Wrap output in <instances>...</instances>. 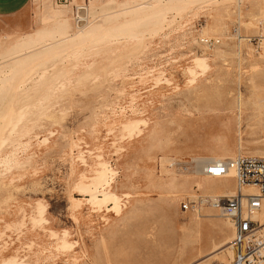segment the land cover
<instances>
[{
  "label": "rangeland",
  "instance_id": "obj_1",
  "mask_svg": "<svg viewBox=\"0 0 264 264\" xmlns=\"http://www.w3.org/2000/svg\"><path fill=\"white\" fill-rule=\"evenodd\" d=\"M146 1L95 0L96 34L51 48L72 4L0 16V264H197L232 239L206 200L234 173L196 164L264 156V0Z\"/></svg>",
  "mask_w": 264,
  "mask_h": 264
},
{
  "label": "built area",
  "instance_id": "obj_2",
  "mask_svg": "<svg viewBox=\"0 0 264 264\" xmlns=\"http://www.w3.org/2000/svg\"><path fill=\"white\" fill-rule=\"evenodd\" d=\"M71 4L73 0H57ZM78 1V0H77ZM84 0L74 5L75 17L82 25L90 20L87 15L90 2ZM207 45L214 44L212 39H202ZM256 51L264 48V33L250 38ZM224 163V171H215L214 163L205 169V172L214 179L225 178L228 172L234 171V178L237 186V193L233 196L223 197L220 202H216L222 208L228 220L234 225V237L231 241L233 257L228 264H264V224L255 218L263 205L264 200V156L241 154L231 160L217 161ZM257 186L258 195H250L244 198L242 189L246 186ZM200 204L187 199L182 202V209L185 211H195L201 207ZM213 264H227L217 260Z\"/></svg>",
  "mask_w": 264,
  "mask_h": 264
},
{
  "label": "bare ground",
  "instance_id": "obj_3",
  "mask_svg": "<svg viewBox=\"0 0 264 264\" xmlns=\"http://www.w3.org/2000/svg\"><path fill=\"white\" fill-rule=\"evenodd\" d=\"M93 1H95V0H93ZM93 1H91L90 2V7L88 8V12H87V15L90 17V20L87 22V23H85V24H81V23H79L78 21H77V19H76V17H75V14H76V12H75V8L73 7V9H72V15H73V19H74V21L76 22V25L80 28L79 30H78V32L77 33H75V34H73V35H68V36H64V37H60V38H58V39H55V40H53V42L52 43H50V44H48V45H46V48H51V47H54V46H56V45H58V44H60V43H64V42H66V41H68V40H74V39H76L77 40V42L78 41H84V40H86V39H88L90 36H94L95 34H96V31L98 30V28H99V26H97V25H89L90 23H92V22H94L95 20H97L96 18H98V17H91V6H92V4H93ZM153 2H154V0L153 1H146L145 3H139L137 6L138 7H135L134 9H140V8H147V7H152V6H154L153 5ZM71 4L74 6L75 4L76 5H79V3L77 4L76 2H75V0H73V2H71ZM133 8H126V9H124L123 11H124V13L125 12H129V11H131ZM122 11V12H123ZM115 12H117L118 13V11H115ZM120 13V12H119ZM110 14L111 13H105L104 15L105 16H107V15H109L110 16ZM114 14V13H113ZM87 25V26H86ZM89 25V26H88ZM81 26H83L82 28H81ZM85 26V27H84ZM89 28V29H88ZM30 39H34V38H38V37H29ZM90 39V38H89ZM75 40V41H76ZM76 43V42H75ZM44 47H45V45H44ZM44 47H42V48H44ZM38 49V48H37ZM36 49V50H37ZM37 52V51H36ZM24 55V54H23ZM20 60V59H19ZM199 65H200V63H199ZM199 68H200V66H199ZM189 72H191V71H189ZM195 72V71H194ZM192 73V72H191ZM240 113H241V109H240ZM239 155H241V154H239ZM247 155V154H246ZM238 156V155H237ZM236 156V157H237ZM251 156H253V155H251ZM256 156H260V155H256ZM235 157V158H236ZM232 159H234V158H232ZM223 160H227V159H219V158H202V159H199V160H197V164H196V166H197V172L198 173H200V174H204V175H206V176H208V177H211V176H209V174L208 173H206L205 172V169L207 168H209V166L211 165V164H213L214 163V170L215 171H224V163H222V162H217V161H223ZM228 160H231V159H228ZM234 173V171L231 169L229 172H228V174L226 175V176H228L230 173ZM101 174V173H100ZM105 176V175H104ZM106 182V181H105ZM103 186V185H102ZM82 189V188H81ZM227 189V188H226ZM104 190L105 189H103V190H101V191H97V192H104ZM82 191H83V194H85V195H87V196H89L88 197V201H92V202H94V203H102V202H112L113 204H114V206H113V208H119L120 206V204H119V200H120V197H118L117 195H114L113 193H111V192H104V197H99L98 195H96V190L94 191L92 188H90V187H85V188H83L82 189ZM223 193V192H222ZM224 193H227V194H231V195H229V196H233V195H235L236 193H237V187H236V192L234 193L232 190H227V191H224ZM222 194V195H224V196H227V195H225V194ZM259 194V192H258V187L257 186H254V185H251V186H246V187H244L243 189H242V196L244 197V198H246V196H250V195H258ZM217 195H219V194H217ZM223 196V197H224ZM229 196H227V197H229ZM223 197H221V196H212V197H210L209 199H208V201L206 200V202H209L212 206H217V207H219V209H220V213H221V215L223 216V217H225L227 220H228V218H227V216H225V214H224V212L222 213V208H221V206H219L218 204H216V202L218 203V202H220V200L221 199H223ZM203 200H205V199H203ZM39 213V212H38ZM40 214V213H39ZM255 218H257L258 220H260V222L262 223V224H264V200H263V205H262V208H261V210L258 212V213H256L255 214ZM230 223V226H232L233 227V236H232V239H233V237H234V225H233V223L230 221V220H228ZM229 226V227H230ZM232 239L230 240V241H227V242H224L223 244H221V245H216L215 246V248L211 251V252H209L208 253V255L206 256V258L204 259V260H200V262H197V264H207V260H210V258H212V257H214V256H217L219 253H222L223 251H228V255H229V257L230 258H232L233 257V250H232V247H231V241H232ZM212 240V239H211ZM224 247V249H222ZM203 258V257H202ZM217 261V260H216ZM212 264H213V262H212Z\"/></svg>",
  "mask_w": 264,
  "mask_h": 264
},
{
  "label": "crops",
  "instance_id": "obj_4",
  "mask_svg": "<svg viewBox=\"0 0 264 264\" xmlns=\"http://www.w3.org/2000/svg\"><path fill=\"white\" fill-rule=\"evenodd\" d=\"M30 0H0V16H10L21 12Z\"/></svg>",
  "mask_w": 264,
  "mask_h": 264
}]
</instances>
